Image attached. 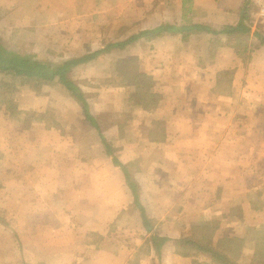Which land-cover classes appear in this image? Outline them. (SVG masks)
<instances>
[{
	"label": "crops",
	"instance_id": "0c3cea01",
	"mask_svg": "<svg viewBox=\"0 0 264 264\" xmlns=\"http://www.w3.org/2000/svg\"><path fill=\"white\" fill-rule=\"evenodd\" d=\"M162 26L175 30L152 33ZM263 39L256 0H0L8 51L51 65L89 59L68 78L87 84L74 85L96 124L60 82L0 85L12 92L0 102V264H262L264 107L239 108L232 138L214 131L238 115L213 95L218 77L264 87ZM115 52L138 94L126 101L102 78L112 72L99 62ZM90 85L98 90L87 97ZM206 139L238 153L215 164L212 150L205 161L192 142ZM250 153L260 162L246 165ZM185 238L195 243L187 254Z\"/></svg>",
	"mask_w": 264,
	"mask_h": 264
},
{
	"label": "rangeland",
	"instance_id": "374dc122",
	"mask_svg": "<svg viewBox=\"0 0 264 264\" xmlns=\"http://www.w3.org/2000/svg\"><path fill=\"white\" fill-rule=\"evenodd\" d=\"M136 31H137V29H136ZM105 33H106V30H105ZM98 47H99L98 44L93 45L91 50H96ZM123 56H124L123 54L121 56L119 53L115 52V54H113L112 56L107 57L105 62H99V63H102L103 66L106 65L107 67L110 65L112 76L111 75H110V77L103 76L102 78L103 79L109 78V79L112 80V82H111L112 85H117L118 87H122V89L118 88L117 90L118 91L121 90V94L120 95H121L122 98H125L123 100L126 101L128 95H130V96L134 95L135 96V94H136V93L134 94V89H132L130 87V83H131V81L134 78L133 77V73L130 71V68H128V67H127L128 69L127 68L123 69L124 64H125L123 59H118L119 60L118 62H114L115 59L114 60H110L111 57L120 58V57H123ZM89 72H90V69H89ZM76 74H73V77L77 76ZM89 77H90L91 80H95V78L92 77L91 75H89ZM167 77L169 78L168 82L171 83V79L172 78L169 77V76H167ZM215 79L216 78H214V80ZM257 79L262 81L258 77H257ZM257 79L256 78H251L250 76H248V77H240V78H235V77L232 78L230 76V77H224V78H222V77L219 78L218 77L215 80V91H214V95H213V96H215L214 100L215 101H217V100L220 101V98H221L224 101V103L227 104V106L229 108L228 115H231L232 117L237 116V115L238 116L235 117V119H232L231 124L221 125L220 127H218L219 131H217L218 129H216V131H214V132H218L217 134L226 133V132L233 133L232 138H235L236 135L239 133V128H238V124L237 123H238V121H240V122L242 121V120H239L240 117H239L238 109L239 108L245 109V112L247 111V109H252L253 112L251 113V116H253V114H254V112H256V110L258 111L260 108L264 107V90L259 92L258 89H257V88H263L264 89V87L259 86V83L256 82ZM17 82H19L18 79L13 77L12 75H4V74H2L0 76V85L5 83V85L8 86V90H11V86L14 85V84L16 85ZM226 82H229V84H231L230 86L226 85V89H229L230 91H226L225 89H223L225 87V83ZM8 83L9 84L11 83V85H8ZM73 83L76 84V85H83L85 87L87 85L83 80H78L77 78L73 79ZM222 84H224V85L222 86ZM136 85H137V90L139 88L143 87L142 84H136ZM96 87H98V86L90 85L87 88H85L87 97H92V95L97 92L98 89ZM170 88H173V87H170ZM170 88H168L166 90V92L169 91ZM6 90H7V88H6ZM11 93L12 92H8V91H7V94L0 93V102L5 100V99H7V98L9 100H12ZM137 93H138V91H137ZM169 94L170 93H168V95ZM55 95H57V94H55ZM136 95H138V94H136ZM188 95H189V93H182L181 94L182 103L183 104L187 102L186 101V99H187L186 97ZM222 97H225L226 99L222 98ZM58 99L61 100L60 95H58ZM137 99H139V98H137ZM125 101L119 102L118 105H123ZM10 106L11 105L8 104L7 108H6V112H4L2 110V114L8 115L9 113L11 114V112L13 113L14 110ZM240 116H243V114H240ZM196 127H197V131L198 132H200V133L204 132L203 129H202V127H203L202 125H197ZM192 143L197 146V152H198L197 155L201 156L199 158H202L205 161L209 157V153L212 150L213 151H217L221 155L222 159L221 160L216 159L217 155L215 154L214 158H213V163H215V164H221L222 162H223V164H225V162L227 160H228V162L230 161V159H228V156L235 155L236 153H238L237 149H235L233 147L235 144L234 145L225 144V143L223 144L222 141H218L216 139H209V140L206 139L204 141L198 140V141H195V142H192ZM258 146L262 147L263 151H264V142H262ZM186 148L187 149H192V150L194 149L191 146L190 147L186 146ZM240 149L242 150L243 148H241L239 146V150ZM204 150H207V151L204 152ZM204 157H206V158H204ZM199 158H197L198 159V163L201 164V161L199 160ZM261 160H263V158H261ZM253 162L254 163H256V162L259 163L260 160H258L257 158L254 159L253 153H250V155L246 156V165L253 164ZM260 176L264 177V174H260ZM247 190H248V188H247ZM262 191L264 193L263 183H262ZM263 193L261 192V194H262L261 195V199H263L262 201L264 202V194ZM254 194L255 193H251L249 196H247V198L250 199V196H252ZM261 199H259V200H261ZM250 202H252V201H250ZM253 207L254 206H252V208ZM263 239L260 240V243H262V244H264V240ZM261 263L264 264V257L261 258Z\"/></svg>",
	"mask_w": 264,
	"mask_h": 264
},
{
	"label": "trees",
	"instance_id": "16d2710c",
	"mask_svg": "<svg viewBox=\"0 0 264 264\" xmlns=\"http://www.w3.org/2000/svg\"><path fill=\"white\" fill-rule=\"evenodd\" d=\"M195 28L198 29L197 31L210 32V30L207 29L206 27L195 26ZM196 29H193V30H196ZM174 30L175 29L172 27L162 26L161 28L155 30L152 33L166 32V31L169 32V31H174ZM147 34H149V32H143L139 34L137 37L132 38V40L139 38L140 36L147 35ZM262 41L264 42V39ZM125 45L126 44H118L119 47H124ZM88 60H89L88 58L83 57L80 59H74V60L64 62L61 65H51L47 63H41L29 55H23V54L8 51L2 45H0V74L12 75L13 77L18 79L20 85L28 86L31 88L40 87L41 85L45 83L53 84L56 81L62 83L71 91V93L77 99L82 101L83 111L85 113L87 120L92 125L96 126L93 116L88 111V105L85 100L83 92L81 91L80 88L74 85V83L68 78V72L69 70H71L73 66H76L81 63H85ZM103 142L105 146L108 148L109 152H111V149L109 148V145L107 144L104 138H103ZM115 164L123 167V170L126 175L127 185L134 193L137 206H140V203L138 201V187L134 179L128 173L126 168H124V166H122L116 159H115ZM193 241H194L193 238H185L183 240L181 247L183 251H185L184 252L185 254H187V250L189 249V247L194 246L195 243ZM220 254L221 253H218V256Z\"/></svg>",
	"mask_w": 264,
	"mask_h": 264
},
{
	"label": "built area",
	"instance_id": "2783aa9c",
	"mask_svg": "<svg viewBox=\"0 0 264 264\" xmlns=\"http://www.w3.org/2000/svg\"><path fill=\"white\" fill-rule=\"evenodd\" d=\"M256 5L259 9V15L264 20V0H256Z\"/></svg>",
	"mask_w": 264,
	"mask_h": 264
}]
</instances>
